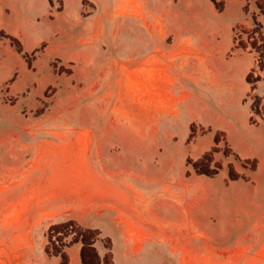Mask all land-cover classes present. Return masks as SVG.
<instances>
[{"label": "rangeland", "instance_id": "374dc122", "mask_svg": "<svg viewBox=\"0 0 264 264\" xmlns=\"http://www.w3.org/2000/svg\"><path fill=\"white\" fill-rule=\"evenodd\" d=\"M19 5L0 0V264H111L67 200L104 177L195 180L196 264H264V0Z\"/></svg>", "mask_w": 264, "mask_h": 264}, {"label": "crops", "instance_id": "0c3cea01", "mask_svg": "<svg viewBox=\"0 0 264 264\" xmlns=\"http://www.w3.org/2000/svg\"><path fill=\"white\" fill-rule=\"evenodd\" d=\"M20 1L13 0L15 8L29 9L20 6ZM195 182L175 178H95L67 200L82 203L76 224L83 232L97 234L91 245L97 251H110L111 264H196L198 230L190 211L191 196L196 195L191 185ZM180 186L190 188H175ZM43 190L46 199L48 190ZM187 191L189 201L182 204L179 197ZM82 246L85 245L80 242L77 248Z\"/></svg>", "mask_w": 264, "mask_h": 264}, {"label": "bare ground", "instance_id": "6f19581e", "mask_svg": "<svg viewBox=\"0 0 264 264\" xmlns=\"http://www.w3.org/2000/svg\"><path fill=\"white\" fill-rule=\"evenodd\" d=\"M28 10H31V8H29Z\"/></svg>", "mask_w": 264, "mask_h": 264}]
</instances>
